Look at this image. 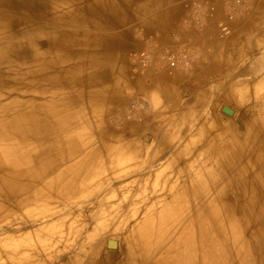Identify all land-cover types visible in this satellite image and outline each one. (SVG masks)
I'll list each match as a JSON object with an SVG mask.
<instances>
[{"label":"bare ground","instance_id":"bare-ground-1","mask_svg":"<svg viewBox=\"0 0 264 264\" xmlns=\"http://www.w3.org/2000/svg\"><path fill=\"white\" fill-rule=\"evenodd\" d=\"M211 1L210 15L200 0L191 7L213 49L210 85L188 77L196 92L181 102L168 69L198 61L160 46L162 75L142 95L162 107L133 120L115 112L145 76L151 56L135 52L133 28L149 40L154 1L0 0V264H264V50L202 108L213 82L245 63L255 44L242 41H263L264 0L247 16L244 1ZM217 20L233 28L222 45ZM221 102L236 109L221 107L224 123ZM108 236L120 249L104 256Z\"/></svg>","mask_w":264,"mask_h":264},{"label":"crops","instance_id":"crops-1","mask_svg":"<svg viewBox=\"0 0 264 264\" xmlns=\"http://www.w3.org/2000/svg\"><path fill=\"white\" fill-rule=\"evenodd\" d=\"M152 1H154L151 2L154 5L147 9V17L145 20H142V28L145 30V32H148L147 34L149 36V40L143 41L142 39L134 37L136 42H138L136 45L138 50L135 52H145L144 50H146V54L151 56L147 64L137 70L141 73H139V75L145 76L140 78V83H138L139 85L136 86L144 89L149 88L153 85V80L151 79L159 78L162 75L155 62V54L159 50V47L162 46L169 48L172 51H185L186 53L191 54L195 59H198L199 64H197V67H193L195 70L191 68L190 72H174L168 69L169 74L167 75L176 79L173 80L171 84L173 89L184 90L188 92V95H194L195 91L190 89L188 90V88L185 86L188 77L197 78L198 76L200 78L199 87L206 86L209 81L206 80V75L204 74L208 71L209 66L206 64L208 53L205 54V38L199 34L202 27L196 22V18L191 17V7L194 5V2L196 4V2L199 0ZM200 1L207 2L210 6L212 4L211 0ZM189 13H191L190 16L188 15ZM186 15H188L190 18H188ZM153 30H157L159 36H154L155 33H152ZM211 54L212 52L209 53V56H211ZM192 69L194 71H192ZM194 72L200 73L197 75ZM129 73L131 74L132 78H136V76H134L136 72L134 73L132 69L129 70ZM182 95L186 94L183 93Z\"/></svg>","mask_w":264,"mask_h":264},{"label":"rangeland","instance_id":"rangeland-1","mask_svg":"<svg viewBox=\"0 0 264 264\" xmlns=\"http://www.w3.org/2000/svg\"><path fill=\"white\" fill-rule=\"evenodd\" d=\"M238 1L237 0H233V4L238 5L237 4ZM243 1H244V3H243ZM200 2L205 3L206 5H209V3H207V2H203V1H200ZM249 2H250V0H241L239 5H242V3H243V6H241L242 8L241 7L238 8L237 12L238 13H241V14H243L245 16H247L249 14V12H251V10L253 9V7L248 6ZM213 12H214V8L210 6L208 8V10H207V14L210 15ZM192 17L196 18V22L199 25H201V27L203 28L202 22H199L198 17H196L195 13H192ZM234 19H235V17L233 15H231L230 16V19H229V21L231 20L230 23L232 21H234ZM218 21H221V20H217V21H215L213 23V28L214 29L212 31L213 32L212 35L217 39V41H218L217 43L221 44V42H225L227 39H229V38L232 37L233 28H232L231 25H228L230 27V31H229L230 33L229 34H224V33L219 34L218 26H219V28H220V25L222 27H224L223 26L224 24L223 23H220L219 24ZM216 22L219 25L218 24L216 25ZM134 25L135 26L133 28V36L135 38H138L139 35L136 34V33H138L140 27L137 24H134ZM216 28L218 29V33H217V29ZM141 29H142V31L144 33H146V34L148 33V32H145V30H143V28H141ZM136 35H138V36L136 37ZM238 39L234 40L235 44L237 43L236 41ZM252 39H247V40L242 41V43H244V42H251V43L254 42V44H255L253 47L252 46L250 47L251 49L249 50L250 52H248V55H245L244 56L245 63L244 64H241L239 66H236L235 68L232 67L229 71H227L224 75H222V78L221 79L227 77L224 81L221 80V79H218V80L216 79V82H213V88H212V91L210 93L211 95L206 100H204L205 103L203 104V107H202L204 110L206 109V112L209 111L210 103L211 102H217L218 95L222 94L223 91H226V88L223 87L226 84V82H229V79H232L230 81V83H233L234 80L237 79L235 75L238 72H240L238 70H240L243 67H245L246 64L248 65L252 60L258 58L259 57V54L262 53L261 52L262 49L264 50V39L259 44L257 43V40L256 39H253V40ZM206 40H207V38H206ZM207 41H209V40H207ZM242 47L243 46L241 44L240 47H238V49L239 50H242L243 49ZM214 50H215V48H214ZM239 50H238V52H239ZM205 51H206L205 54L208 53V55H209L210 52H213V49H212V47H205ZM227 52L228 53L232 52V54H233V53H235V50L233 48H230V49L227 50ZM128 59H129V56H128ZM202 60H203V58H202ZM196 61H198V59H196ZM197 64H199V63L197 62ZM198 66H200V65H198ZM260 77H262V74L260 75ZM258 79H259V75H258ZM244 81H245L246 84L249 83L250 86H254V84L256 82V78L250 80V77H247V78H245ZM208 83L210 84L211 82H208ZM142 91H143V88H141V87L134 88V90L132 91V93H130L131 96H129L125 100V102L120 107H118L116 109L115 117H117V118L121 117V118H124V119H126V118H130L131 119V117H132L133 120H138L140 117H146V116H148V117H156V116H158L157 114L154 113V111H160V109H161L162 106L160 105L159 107H154L152 104L149 103V100L148 99L144 98V96L142 95ZM174 92H175L174 94L179 98V100L181 102H187L190 99H192V97H193L192 94L191 95L190 94L188 95V92L187 91H184V90L174 89ZM183 93L186 94V95H182ZM223 106H227V107H229L231 109H234V110H236V109H235L234 105L229 104L228 102H221L219 104H216V107L217 108H216V113H214V115H215V117H218L219 121H221V122L224 123L225 121L229 120L230 117H228L227 115H225V114H223L221 112L220 109ZM121 107L124 108V109H127V112H125V113L117 112L118 109L121 108ZM201 113L202 114H200L199 117H201L202 115H204V112L203 111ZM175 115H177V113L176 114L173 113V116H175ZM138 116H140V117H138ZM170 117H172V114L170 115ZM196 123H197V120L195 122H192V124L190 126V129H189V134L194 133L195 128L192 129V127ZM109 240H113V241H115L117 243V245L115 246V248L108 249L107 242ZM119 249H120L119 242L117 241L116 238H114L112 236L106 237L103 240V242L101 243V248H100L101 253L104 256H108V255H111V254H115V253H117L119 251ZM64 260H66V257H63L62 258V261H64Z\"/></svg>","mask_w":264,"mask_h":264},{"label":"built area","instance_id":"built-area-1","mask_svg":"<svg viewBox=\"0 0 264 264\" xmlns=\"http://www.w3.org/2000/svg\"><path fill=\"white\" fill-rule=\"evenodd\" d=\"M220 28H221L222 33L226 34V30H225V28L222 27V26H221ZM168 56H170V55H168ZM175 61H176L175 58H173L172 56H170L169 63L174 64Z\"/></svg>","mask_w":264,"mask_h":264}]
</instances>
